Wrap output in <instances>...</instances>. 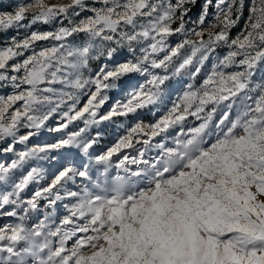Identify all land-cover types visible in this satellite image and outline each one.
Returning <instances> with one entry per match:
<instances>
[{
    "label": "snow or ice",
    "instance_id": "1",
    "mask_svg": "<svg viewBox=\"0 0 264 264\" xmlns=\"http://www.w3.org/2000/svg\"><path fill=\"white\" fill-rule=\"evenodd\" d=\"M196 2L35 0L0 13V29L30 8L32 23L67 20L0 47V155L15 157L0 162V216L18 219L0 226V264H264V0H217L208 25L206 0L189 28ZM113 90L123 99L102 111ZM54 117L59 138L30 147ZM115 118L123 132L96 151ZM52 153L48 183L41 167L17 176ZM65 200L62 217L40 211Z\"/></svg>",
    "mask_w": 264,
    "mask_h": 264
},
{
    "label": "rangeland",
    "instance_id": "2",
    "mask_svg": "<svg viewBox=\"0 0 264 264\" xmlns=\"http://www.w3.org/2000/svg\"><path fill=\"white\" fill-rule=\"evenodd\" d=\"M206 0H197L196 4L191 5V11L189 12V15L186 17V25L189 28L196 27L197 22L199 19V15L201 14L202 8ZM217 0H212V5L209 7L208 10V16L206 17V25L214 23V14L216 12V9L214 7ZM35 3V0H0V13H9L13 12L18 5H24V4H33ZM45 3L48 5H61V4H70L71 0H45ZM95 4V0H88L89 7L93 6ZM36 11L34 8L29 9L28 17L20 22L19 25H13L12 27L8 29H0V47H4L7 44L11 43L13 39L20 41L25 39L27 36H29L34 31H55L58 27L61 26V21L64 24H67V20H63V18L55 19L48 24L44 23H32L31 21V15L32 13ZM88 13H81V15H86ZM247 8L244 10L243 16L241 20L237 23L236 27L231 29L230 35L234 38L236 35L240 33V31L243 29L244 24L247 22ZM80 17H73V19H79ZM213 29L208 28V31H212ZM195 39V38H194ZM173 41H175V38H173ZM55 43L54 41H42L38 42L39 46H45ZM227 49L224 47H220L217 49V52L214 55L223 56L226 54ZM103 62V58L101 60L95 61L92 63L91 68L89 69L90 72H94L98 69L99 65ZM210 63L206 64V68H210ZM199 79V78H198ZM257 83L261 82V80H264V64H261L258 66L256 77L254 78ZM173 84H175V81H173ZM7 92H10V89H0V95H3ZM110 99L102 109V111H107L118 99H123L124 93L122 91L113 90L109 93ZM175 98V94L173 95V99ZM156 113V116H160L163 114L164 109L159 110H153ZM131 119V118H129ZM141 119H144L145 121H151L154 119L151 112L148 110H145V112L141 115ZM192 119V118H190ZM58 120V117H54L50 119L46 126L42 128L39 133L32 137L29 141V146H34L37 144H44V143H52L56 139L59 138L61 133H55V132H49V127H55L56 121ZM193 123H196L193 121ZM125 120L124 118H115V122H106L105 124L100 126L101 131V140L99 144L96 146V151H100L105 146L111 144L113 140L115 139L116 135L119 132H123ZM26 130H21L19 134H24ZM95 131V129H93ZM8 141H4L3 143H0V148L4 146ZM18 149H23L22 145H17ZM156 152L153 150L151 155H155ZM51 155H54L57 157L55 161H29L23 168H20L17 170V176H19L20 173L24 172L29 166L31 167H41L44 171V180L41 181V184H46L50 181L52 175L56 172V170L60 166L61 162V156L60 153H52ZM11 158H15L11 154L7 155H0V162H5ZM99 175V173H97ZM39 185H30L29 189L27 190L28 193H31L35 190L36 187ZM80 186L79 180H77L76 184H69L67 186L68 190H76L77 187ZM68 201L65 200L63 202H60L58 204L57 209L55 210H48L46 208H41V213L49 212L53 218L56 217H62L65 214V209L63 207L64 203H67ZM43 203V202H42ZM22 214V213H21ZM37 213H32V215L25 221L27 225H31L32 221L36 218ZM40 218H43L42 216ZM18 222L17 218H11L6 216H0V226L9 224V223H16ZM69 246H71V241L69 242Z\"/></svg>",
    "mask_w": 264,
    "mask_h": 264
}]
</instances>
